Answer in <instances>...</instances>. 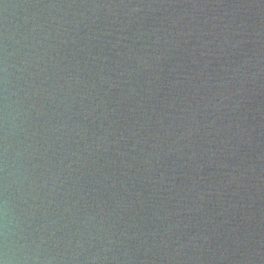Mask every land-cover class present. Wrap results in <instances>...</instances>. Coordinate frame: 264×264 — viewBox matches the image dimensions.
Instances as JSON below:
<instances>
[{
  "label": "water",
  "instance_id": "1",
  "mask_svg": "<svg viewBox=\"0 0 264 264\" xmlns=\"http://www.w3.org/2000/svg\"><path fill=\"white\" fill-rule=\"evenodd\" d=\"M0 264H264V0H0Z\"/></svg>",
  "mask_w": 264,
  "mask_h": 264
}]
</instances>
